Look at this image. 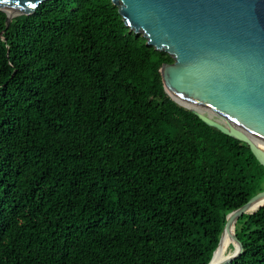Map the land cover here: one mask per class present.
Segmentation results:
<instances>
[{
  "label": "trees",
  "instance_id": "1",
  "mask_svg": "<svg viewBox=\"0 0 264 264\" xmlns=\"http://www.w3.org/2000/svg\"><path fill=\"white\" fill-rule=\"evenodd\" d=\"M5 19L0 264H207L264 166L169 96L171 57L111 0ZM235 229L246 248L230 264H264V206Z\"/></svg>",
  "mask_w": 264,
  "mask_h": 264
},
{
  "label": "water",
  "instance_id": "2",
  "mask_svg": "<svg viewBox=\"0 0 264 264\" xmlns=\"http://www.w3.org/2000/svg\"><path fill=\"white\" fill-rule=\"evenodd\" d=\"M43 1L0 0L6 28L14 17L33 14ZM111 3L125 26L145 38L148 46L171 57L172 63L160 69L169 96L178 105L171 93L205 111L180 105L207 126L239 140L264 166V0ZM263 206L264 188L244 205L226 212L219 242L207 264H230L241 255L246 239L230 217L238 218ZM225 230L242 243L216 260Z\"/></svg>",
  "mask_w": 264,
  "mask_h": 264
},
{
  "label": "bare ground",
  "instance_id": "3",
  "mask_svg": "<svg viewBox=\"0 0 264 264\" xmlns=\"http://www.w3.org/2000/svg\"><path fill=\"white\" fill-rule=\"evenodd\" d=\"M171 93V92H170ZM175 100L182 106L187 107L189 109H194L199 112H205L201 110L200 108L194 106L193 104L187 102L186 100L178 97L177 95L171 93ZM236 215H232L230 217V222L234 225L236 221ZM240 245L238 243V240L236 239V236L232 235L228 230L224 231V239L221 242L217 254H216V260H222L224 257H226L234 248H238ZM230 247L232 249H230Z\"/></svg>",
  "mask_w": 264,
  "mask_h": 264
},
{
  "label": "rangeland",
  "instance_id": "4",
  "mask_svg": "<svg viewBox=\"0 0 264 264\" xmlns=\"http://www.w3.org/2000/svg\"><path fill=\"white\" fill-rule=\"evenodd\" d=\"M230 249H232V248L230 247Z\"/></svg>",
  "mask_w": 264,
  "mask_h": 264
}]
</instances>
